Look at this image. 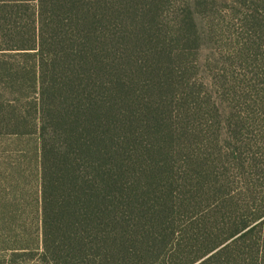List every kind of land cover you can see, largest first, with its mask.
Returning a JSON list of instances; mask_svg holds the SVG:
<instances>
[{"label":"trees","instance_id":"obj_1","mask_svg":"<svg viewBox=\"0 0 264 264\" xmlns=\"http://www.w3.org/2000/svg\"><path fill=\"white\" fill-rule=\"evenodd\" d=\"M0 141V264H264V0H0Z\"/></svg>","mask_w":264,"mask_h":264},{"label":"rangeland","instance_id":"obj_2","mask_svg":"<svg viewBox=\"0 0 264 264\" xmlns=\"http://www.w3.org/2000/svg\"><path fill=\"white\" fill-rule=\"evenodd\" d=\"M197 23H198L199 34H200V39H201V50H200V55H199V63L201 65V67H203V69H204L206 67L208 61L210 60V58L213 57V52H212L211 44H210L208 37H207V34H206L204 22L200 18H198ZM5 147H7V146L0 141V166H2V162H3L4 156L6 154L5 152H6L7 148H5ZM22 147H23V145L20 146L21 149H22ZM31 174H32V178L29 181L30 187L28 186L27 189L31 194H34V197H35L36 196V189H37V179L35 176V170L33 168V165L31 167ZM4 188H5L4 182H3V184H1V182H0V197H2L6 192V190Z\"/></svg>","mask_w":264,"mask_h":264}]
</instances>
